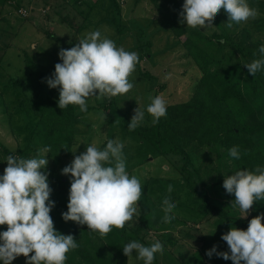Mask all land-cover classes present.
Instances as JSON below:
<instances>
[{
    "label": "trees",
    "instance_id": "16d2710c",
    "mask_svg": "<svg viewBox=\"0 0 264 264\" xmlns=\"http://www.w3.org/2000/svg\"><path fill=\"white\" fill-rule=\"evenodd\" d=\"M70 1L71 5L80 2ZM108 1L111 3L112 29L120 43L134 30L122 22L118 0ZM149 1L173 35L176 38L183 37L184 57L198 75L191 83L189 98L183 102L167 104V115L156 125L152 124V117L146 113V107L151 102L150 98L159 95L164 89L165 85L159 81L152 82L150 94L146 92V99L143 101L145 119L131 131L128 128V111L121 117L113 115L114 109L119 107L118 97H114V101L109 104L102 101L87 107V112H80L75 105L61 110L53 90L49 91L46 99L41 98V84L31 97L22 100L15 97L18 105L14 107L13 114L7 115L6 108L1 110V113L7 115L8 123L13 117L23 113L26 105L35 111V115H29L26 125H23L25 144L21 149L12 150L0 138V175H3L7 166L8 155L48 159L47 167L42 171L48 174L52 190L49 202L54 204L50 212L54 227L61 234L73 235L78 244L76 249L67 253L68 264H118L121 257L125 256L122 248L138 239L137 234H128L125 228H113L106 236L101 237L98 232L89 231L87 225L65 222L62 219V213L68 210L72 179L70 174L63 175L62 169L73 161V152L76 151L75 155H79L86 151L80 144L88 134H79L77 128L79 118L90 110L106 113L103 120L108 125L109 122L112 123L108 138H113V133L119 126L125 136H131L148 147L154 154L153 159L160 160L161 166L166 165L165 174L170 175L157 179L178 183L181 191L185 190L190 196L203 199L205 215L217 217L225 225L246 230L252 218L264 214V201H257L249 211V220L240 219L231 205L235 200L234 194H228L223 188L224 178L238 170L254 171L257 166L264 168V69L253 77L244 66L255 59L264 58L259 53V48L264 45V18H255L244 25L233 24L228 28L225 24L226 19L228 20L226 14L225 22L216 17L219 29L208 34L199 26L189 28L186 23H181L180 13L184 0ZM247 2L264 6V0ZM19 7L21 6L17 3L15 8ZM76 29L79 31L81 27ZM141 32L145 33L144 30ZM46 36L64 43L53 33H46ZM141 37L142 34L137 33L133 48L142 50V54L149 57L151 42L148 38L141 40ZM67 46L69 48L75 45L70 42ZM23 62L31 73L35 71V65L26 53ZM141 62L142 56H139L136 67ZM59 63L62 61L59 60ZM139 75L153 79L148 73L139 72ZM42 76L40 74L39 77ZM24 82L25 79L12 76L5 83L7 92L0 94L4 97V93L20 91ZM2 102L0 106H4L5 99ZM106 143L107 140H104L97 147L103 150ZM233 146L238 147L239 159L229 155V149ZM45 149L49 151H44ZM141 186L143 192L147 190L148 184ZM209 193L213 197H209ZM215 196L221 198L223 203H217ZM5 230L6 226H0V232Z\"/></svg>",
    "mask_w": 264,
    "mask_h": 264
},
{
    "label": "clouds",
    "instance_id": "9594fccd",
    "mask_svg": "<svg viewBox=\"0 0 264 264\" xmlns=\"http://www.w3.org/2000/svg\"><path fill=\"white\" fill-rule=\"evenodd\" d=\"M181 23L189 28L206 29L213 27L216 15L223 9L228 20L226 27L255 19L258 11L247 0H184ZM264 57V45L259 48ZM62 63L55 64L52 78L47 80L50 88H59L58 107L63 110L69 105L87 112L89 97L96 99L116 97L128 93L134 84L129 77L139 63L136 52L118 47L99 30L85 33L75 46L59 51ZM253 77L264 69V58L244 64ZM146 113L152 117V124L167 115V105L162 95L150 98ZM129 130H135L145 119V110H134ZM124 145L119 140L109 139L101 150L95 144L86 151L75 155L70 165L62 169L63 175L71 176L67 212L62 219L87 225L89 231L106 236L113 228L123 229L125 224L140 215L138 202L142 195L140 180L126 171L123 156ZM44 151H49L45 149ZM229 155L240 158L238 147L229 149ZM7 166L0 175V261L12 264L23 255L26 264H65L67 253L78 247L73 235H64L54 227L50 215L54 204L49 202L51 188L46 169L47 158H23L18 155L6 157ZM223 188L234 194L233 207L240 209L246 218L257 201H264V168L257 166L254 171L238 170L224 178ZM168 192L173 191L171 185ZM176 207L170 197L163 199V222L170 223V215ZM229 252H216L214 246L206 254L213 253L233 264H264V214L252 218L246 230L232 226L223 234ZM123 254L132 256L144 264H153L156 253H163V244L156 241L144 246L137 241L127 243ZM31 254V255H30Z\"/></svg>",
    "mask_w": 264,
    "mask_h": 264
},
{
    "label": "rangeland",
    "instance_id": "374dc122",
    "mask_svg": "<svg viewBox=\"0 0 264 264\" xmlns=\"http://www.w3.org/2000/svg\"><path fill=\"white\" fill-rule=\"evenodd\" d=\"M71 2L70 0H0V92L6 91L5 83L12 76L26 80L20 91L4 93V97L0 94V103H3L5 99L4 106H0V138L12 150L21 149L24 146L23 125H26L29 115H35V111L26 105L23 113L13 117L8 123L7 115L13 114L14 107L18 105L16 98L20 97L22 100L25 97H31L41 84L42 99H46L49 91L53 90L54 98L59 100V88H50L47 80L52 78L55 64L59 63V51L62 48L68 49L67 45L70 42L75 45L87 32L99 30L102 37L112 39L118 47L122 46L125 50L142 56V62L129 77L134 87L128 93L116 96L119 99V107L114 109L115 117L124 116V113L128 111V120L131 121L137 107L143 110L145 107L143 101L146 99V92L150 94L152 82L159 81L160 84L165 85L159 95L164 97L166 105L186 101L190 96L191 83L198 76L184 57L183 37L176 38L173 35L171 30L162 23L156 8L149 0H118L122 22L134 30L120 43L119 37L115 36L112 29L111 3L108 0H80L78 4L72 5ZM17 3L27 9L28 18L24 19L18 15L16 11L18 9L15 8ZM248 3L258 11L256 18H264V6ZM87 13L90 14L87 15ZM225 15L226 13L221 9L216 17L225 22ZM216 17L213 27L200 29L208 34L218 31ZM252 20L254 19L239 24L244 25ZM79 26L81 29L77 31L76 28ZM141 30L145 33L143 34ZM46 33H53L64 43L48 38ZM137 33L142 34L141 40L148 38L151 42V47L148 49L149 57H145L142 50L133 48ZM25 53L35 65L33 73L24 65ZM139 72L148 73L153 79L142 77ZM40 74H43L41 78ZM102 101L109 104L114 101V97L111 99L89 97L87 107L95 106ZM5 108L7 115L1 113V110ZM105 116L106 113L103 111L94 109L79 118L78 133L88 134L80 147L85 149L91 144L97 146L109 139L119 140L124 145L126 171L130 176L135 175L141 185L148 184L147 190L142 192L138 202L140 215L134 216L124 228L128 234L134 236L137 234L136 241L144 246H151L156 241L163 244L164 251L162 254H155L153 264H233L230 259L224 260L216 253H213L211 257L206 254L214 246L217 253L229 252L230 254L227 243L221 237L232 226L223 224L217 217L205 215L203 199L192 197L185 190L181 191L178 183L157 179V177L161 179L170 177L169 174H165L167 166H161L162 162L153 159L154 154L148 147L131 136H125L119 126L116 130L114 129L113 138H108L112 123L109 122V127L103 120ZM169 185L173 187L171 193L167 190ZM165 197H170L176 205L170 213L175 218L167 224L163 222L162 210ZM209 197L213 196L209 193ZM214 198L217 203L222 202L221 198L216 196ZM234 208L240 219L249 220L250 213L243 218L245 214L238 206ZM77 260L76 257L75 261ZM24 262L26 258L21 255L12 261V264ZM0 264H3V261H0ZM65 264L68 263L65 261ZM118 264H144V262L137 259V253L134 250L132 256L121 257Z\"/></svg>",
    "mask_w": 264,
    "mask_h": 264
},
{
    "label": "built area",
    "instance_id": "2783aa9c",
    "mask_svg": "<svg viewBox=\"0 0 264 264\" xmlns=\"http://www.w3.org/2000/svg\"><path fill=\"white\" fill-rule=\"evenodd\" d=\"M18 15L22 18H28L29 14L27 13V9L23 7H19L18 10H16Z\"/></svg>",
    "mask_w": 264,
    "mask_h": 264
}]
</instances>
